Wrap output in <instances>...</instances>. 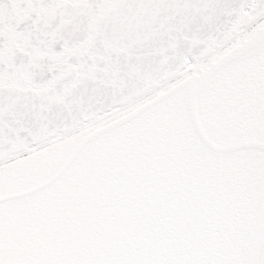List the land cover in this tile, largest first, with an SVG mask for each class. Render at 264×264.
Returning a JSON list of instances; mask_svg holds the SVG:
<instances>
[{"label":"snow or ice","instance_id":"6c2138e0","mask_svg":"<svg viewBox=\"0 0 264 264\" xmlns=\"http://www.w3.org/2000/svg\"><path fill=\"white\" fill-rule=\"evenodd\" d=\"M0 264H264V0H0Z\"/></svg>","mask_w":264,"mask_h":264}]
</instances>
